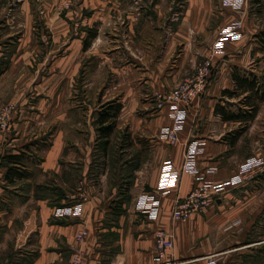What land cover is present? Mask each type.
Returning <instances> with one entry per match:
<instances>
[{"label":"crops","instance_id":"crops-1","mask_svg":"<svg viewBox=\"0 0 264 264\" xmlns=\"http://www.w3.org/2000/svg\"><path fill=\"white\" fill-rule=\"evenodd\" d=\"M40 1L41 10L32 1L10 15L8 5L0 8V109L16 106L10 131L0 134V264H71L77 251L85 264H163L155 249L161 229L175 235L168 256L175 261L207 264L203 258L223 253L225 264H264L254 198L232 197L248 184L230 187L187 221L171 216L199 174L225 184L245 163L231 132L252 120H227L222 110L238 113L233 103L247 96H237L235 75L252 44L227 41L213 56L215 79L174 146L159 138L172 117L156 100L211 56L237 17L246 35L264 29L253 24L249 0L242 15L224 0H186L185 10H170L173 0H147L149 10L129 0ZM189 146L197 148L199 173L183 172L150 220L137 200L158 191L166 162L182 170ZM78 203V216L58 215Z\"/></svg>","mask_w":264,"mask_h":264},{"label":"built area","instance_id":"built-area-1","mask_svg":"<svg viewBox=\"0 0 264 264\" xmlns=\"http://www.w3.org/2000/svg\"><path fill=\"white\" fill-rule=\"evenodd\" d=\"M224 3L239 8L245 4V0H224ZM243 23L235 21L230 26L224 28L218 39L211 46V56L207 57L203 64L199 65L196 71L184 79L175 88L156 96L158 108L168 107L171 110L172 124L161 130L159 138L171 146L180 141V132L184 129L187 116L191 108L199 107L201 99L207 88L209 80L212 78L216 61L213 56L221 53L228 40H238L241 37L240 30ZM15 107L13 104L4 106L0 110V134L11 129L12 115ZM196 146H189L185 153V162L181 171L174 169L170 162H166L161 176L160 185L157 192L148 193L137 200V209L145 214L150 220H156L159 215L161 196L169 194L179 187L183 172L199 173L195 166ZM264 166V161L260 158H250L240 168L237 176L230 179L225 184H214L199 174V184L182 199H179L172 209V220L174 222L187 221L193 213L202 212L210 207L215 198L226 192L230 187L241 185L251 172ZM83 211V205L72 204L58 210L60 217L78 216ZM88 232L83 230L78 239L83 241ZM155 245L157 260L163 264H190V261H175L168 258L175 249V235L172 231L158 230L155 233ZM84 252L78 251L73 255L72 264H84ZM223 253L208 255L203 258L207 264H224ZM127 264V263H121Z\"/></svg>","mask_w":264,"mask_h":264},{"label":"rangeland","instance_id":"rangeland-1","mask_svg":"<svg viewBox=\"0 0 264 264\" xmlns=\"http://www.w3.org/2000/svg\"><path fill=\"white\" fill-rule=\"evenodd\" d=\"M24 1H30V2L32 1V4L41 10V8H40V5H41L40 2L41 1L40 0H10V1L7 0V2H5V0H0V8H4L8 5L7 6L8 8L7 7L6 8L8 9V14L10 15L13 13L14 10H19L18 9L19 6H21ZM137 1L138 0H129V2L132 5H135V7H139L140 10H149V9H147L149 7L147 0H140V4L137 3V5H136L135 3ZM133 2H135V3H133ZM247 2H248V0H245V4H247ZM130 3H129V6H130V8H132ZM186 3H187L186 0H173L171 2V4L169 3V5H171L170 10H185V7L187 5ZM248 3H249L248 8H251L252 10H247V11H250V14L253 15V24L254 25L258 24L264 28V0H249ZM61 4L65 5L66 7L68 5L71 7L73 5V0H61ZM63 5H62V7H63ZM227 6L232 7L235 10V12L240 14V15H242L245 12V10H241L243 8V6L239 7V8L233 7V6L228 5V4H227ZM65 8L62 11H65L67 9V8L66 9ZM237 20H240L243 23V27L240 30L241 37L238 40H232L231 39L228 41L240 42L243 40V42H245V43H251L252 44L251 52H249V49H248V51H246V54L248 55L246 62L241 64V67H239L237 73L239 75V71H240L239 76H243V77L245 76V77L250 78V79H252L254 77L257 78L258 83L262 85V89L264 91V46L262 43L259 42V40L257 39V37L255 35H252L253 31H249V33L246 35V31H245V23L246 22H245V19L243 17H237L228 26H230L232 23H234ZM251 27H252V25H251ZM221 31H220V33H221ZM260 32L261 31H259L258 33H260ZM45 38H47V40L50 39V35H47V32H46ZM238 45L240 46L241 44H237V46ZM238 50H240V51L244 50L243 45L238 47ZM7 61L9 62V60L6 59V62H5L6 64H7ZM216 73H217V68L214 69L213 76H214V74L216 75ZM214 77L209 80L207 86H209L211 84V82L215 79ZM261 95H262V93H260L259 95L255 94L251 98H248L253 103H259V110H258L255 118L252 120V122L249 125L246 124L247 126L245 125V127H243L241 125L235 127L231 132V134H232L231 138L233 140L232 142H234V147H235L234 152L236 155L246 156V158L248 157L247 159L256 157V158H260L264 161V101L260 102L259 96H261ZM244 100H245V97L241 98V101L236 100L237 103H233L232 110H234L235 112H238V113L252 112L253 110H251V107L248 105L247 102L242 103V101H244ZM6 105H9V104H6ZM6 105H4V106H6ZM14 107L16 110L15 105H14ZM15 110H14V112H15ZM245 159H244V161L246 162L247 159L246 160ZM242 184H248L249 186L244 188V189H237L235 192L232 193L233 194L232 197H237V198H240L242 200H244L245 198H251V197L254 198L253 199L254 202L252 203L251 207L255 210V213L260 212L258 217H257V225H255L254 227H256L257 232L261 233V235H264V166L261 168H258L254 172H251ZM219 196L215 198V201L219 198ZM70 205H72V204H70ZM66 206H69V205H66ZM254 227H253V229H254ZM83 230H86L88 232L87 229H83ZM78 235H77V240H79ZM72 258H73V256H72ZM84 258H85V255H84ZM223 262H224V260H223ZM71 264H72V259H71ZM84 264H85V260H84Z\"/></svg>","mask_w":264,"mask_h":264},{"label":"trees","instance_id":"trees-1","mask_svg":"<svg viewBox=\"0 0 264 264\" xmlns=\"http://www.w3.org/2000/svg\"><path fill=\"white\" fill-rule=\"evenodd\" d=\"M257 39L259 40L260 43L263 44L264 46V30L261 31L260 33H258L256 35ZM4 72V68L0 67V76L2 75V73ZM235 81L237 83V96L240 95H245L247 94V96L245 97V100L242 101V103H248V105L251 107V110H253L252 112H247V113H230L229 115H226L225 111L222 110V113L225 117V119L227 120H253L259 110V103H253L251 102L248 98H251L253 95H259L260 93H262L261 96H259L260 98V102L264 101V91L262 89V85L258 83L257 78H247V77H243V76H236L235 75ZM106 115L108 117V119H106V121H109V118H111L112 116L109 115L110 112L105 111ZM104 116V117H105ZM104 119V118H103ZM105 121V122H106ZM113 125H110L108 127H106L107 130H112ZM110 132V131H107ZM106 134V132H105Z\"/></svg>","mask_w":264,"mask_h":264}]
</instances>
